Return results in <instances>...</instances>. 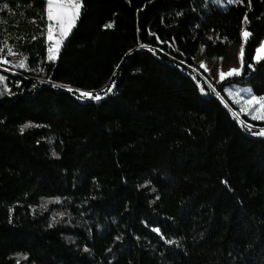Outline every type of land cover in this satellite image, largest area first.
Here are the masks:
<instances>
[{
	"label": "trees",
	"instance_id": "16d2710c",
	"mask_svg": "<svg viewBox=\"0 0 264 264\" xmlns=\"http://www.w3.org/2000/svg\"><path fill=\"white\" fill-rule=\"evenodd\" d=\"M47 23L46 0H0L3 55L30 69L0 97V264H264V137L199 91L195 63L211 34L247 29L242 74L213 84L264 95V0H83L53 62ZM113 82L101 102L52 86Z\"/></svg>",
	"mask_w": 264,
	"mask_h": 264
},
{
	"label": "snow or ice",
	"instance_id": "6c2138e0",
	"mask_svg": "<svg viewBox=\"0 0 264 264\" xmlns=\"http://www.w3.org/2000/svg\"><path fill=\"white\" fill-rule=\"evenodd\" d=\"M214 3L222 4L223 0H213ZM228 5L232 4H240L243 2V0H226ZM249 6L251 5V0H248ZM4 8H7L8 5L4 4ZM83 7V0H46V18H47V40L51 41V45L48 47V57L47 59L49 61H54L58 54L59 50L62 46L63 41L67 38V36L70 33L71 28L74 26L75 20L79 17L80 10ZM179 15V13H178ZM244 21H248L247 13H245ZM54 25L56 28V31L54 32ZM104 27L110 28L112 27V24H106ZM150 35H155L154 33H149ZM252 35V33L245 29L242 32V37L244 41L246 42L247 39ZM33 39H36V37H32ZM209 40L212 39V36L208 37ZM225 39H227L225 37ZM157 40L159 41V38L157 37ZM160 43H165L164 41H159ZM171 46V45H170ZM4 47H7V52L9 55H18V53L14 52L13 49L6 44ZM141 47H146L145 45H141ZM203 50V46H202ZM148 51L152 52L154 55L157 54V50L153 49L152 47L148 46ZM160 52H163L164 50L161 48L159 50ZM178 51V49H177ZM4 48L0 47V64L3 65H11L12 62L8 60L4 55ZM256 55L252 58L255 60V62L259 63L260 61L264 60V41L260 42V46L256 47L255 49ZM131 53V50H130ZM129 53V54H130ZM170 54V53H168ZM183 55V53H181ZM194 59V58H193ZM240 59H241V67L240 68H232L228 70L227 72L223 71L222 69L219 71V81L218 83H222L229 77L233 76H240L242 74L243 69V51L240 52ZM185 61L181 60L179 64H184ZM15 67L23 70H30L28 63L26 60H22L18 64L14 65ZM179 66V65H178ZM189 68H192L193 71H196L197 69L193 67V65H188ZM254 65L252 63L248 64V68H253ZM199 68L205 69V71H210L206 68L205 63L202 61L199 65ZM10 71L9 69H6ZM39 71H43L41 68ZM39 74V72L37 73ZM193 80H197L196 76L192 77ZM202 80L206 83V87L204 84H201L199 81H197V86L199 88V91L202 94H215L217 97H222V92H228L229 95H234L236 99V103L240 106V111L248 116L251 117L253 121H264V95L256 96L253 94V91L250 87L247 88H241L235 92L232 91V86H224L222 89L217 90V87L208 79V77L203 76L201 74ZM40 83H44L43 80L40 81ZM17 86H19V82H17ZM53 87H59L64 88L68 90L69 92H75L78 93V98L87 99L90 101H100L103 97L101 93H96L92 91H84L82 89H75L73 90L70 86L60 84L57 85L55 83L52 84ZM36 87V84H33V88ZM115 87V83L108 87L106 90H103V95H107L108 93L112 92V88ZM207 89H210L211 92H207ZM5 93L12 94L11 88H9L7 83V78L4 75H0V95H4ZM242 93H246L247 95H242ZM225 107H228L227 104H225ZM233 117L236 119H239L238 114L233 111L232 113ZM241 125H244L246 122L244 120L239 121ZM30 125H24L21 128V132L23 133L25 127H29ZM253 125H248V130L252 132V135H258V136H264V128H260L258 131H253ZM55 156L56 153H53ZM155 191V189H152ZM158 199V197H157ZM60 215H63L62 213ZM52 225L50 224L49 227ZM152 231L156 232L158 235H160L161 239H164L166 243L172 244L173 241L167 240L164 234L161 232L160 228L155 227L152 229ZM119 239V237H117ZM85 251H88L87 248H85Z\"/></svg>",
	"mask_w": 264,
	"mask_h": 264
},
{
	"label": "rangeland",
	"instance_id": "374dc122",
	"mask_svg": "<svg viewBox=\"0 0 264 264\" xmlns=\"http://www.w3.org/2000/svg\"><path fill=\"white\" fill-rule=\"evenodd\" d=\"M208 1H213V0H208ZM225 4H227V2H226V0H223L222 4H220V5L221 6H225ZM78 18L75 20L74 26L71 28L69 35L71 34L73 28L75 27V25H76V23L78 21ZM244 30L245 29H242V30L239 31V34H238L239 44H234L233 45L231 39L228 38V37H227V39H225V35L222 32L218 33L217 35L216 34H211L210 35V36H212L211 40L206 38V44H208V46H210V48H207L206 45H203V50L201 48L200 53H199L197 59L195 60V63L198 66L200 65V63L202 61L205 63L206 68L208 70H210V71H205V69H203V68H201V69L207 74L208 79L212 83H218V81H219V71L221 69L223 71L227 72L228 70H230L232 68H240L241 67L240 52H241V50L243 51L244 44H245V41H244V39L242 37V32ZM55 31H56V28H55V25H54V32ZM69 35L67 36V38L69 37ZM67 38L63 41L62 46L65 43V41L67 40ZM47 42H48V47H49L52 42L48 41V40H47ZM62 46H61V48H62ZM61 48H60V50H61ZM60 50H59V52H60ZM57 58H58V56H57ZM9 59L12 62L11 65L0 64V75H4L7 78L8 86H9L8 74L15 75L16 74L15 70H23V69H19V68L15 67L14 65L18 64L22 60H26V58L25 57H20V56H17V55H9ZM50 62H53V61H50ZM9 68H10V71L6 70V69H9ZM9 88H10V86H9ZM107 88L104 87V88H102V90L96 91V93H101L102 97H103L100 101H96V102H101L107 96L112 94L113 88H112V92L108 93L107 95H103V90H106ZM241 88H245V87L232 86V91L235 92V91H237V90H239ZM73 90H75V89H73ZM226 93H227L229 99L234 103V105L238 109V113L236 112L238 114V117H239L238 120L239 121L242 120V118L240 117L242 115V116H245L250 121V123H245L243 125L244 127H246L248 129V125H253L254 126L253 129H252L253 131H258L260 128H264V127L256 125L257 123L258 124H264V121H253L250 116L242 113L240 111L239 104L236 103V99L237 98L234 95H229L228 92H226ZM4 95H10V94L5 93ZM4 95H0V97H2ZM242 95H247V94L246 93H242ZM83 100H87V99H83ZM87 101H90V100H87ZM29 127H31V125ZM253 136L254 137H264V136H258V135H253ZM58 202H59L58 200H45L42 203V205L40 206V208L43 209V210L44 209L47 210L50 207V205L58 203ZM54 218L56 220H60L62 218V216L60 214H58ZM18 258H19V260H23L24 259L22 257H18Z\"/></svg>",
	"mask_w": 264,
	"mask_h": 264
},
{
	"label": "water",
	"instance_id": "95a60500",
	"mask_svg": "<svg viewBox=\"0 0 264 264\" xmlns=\"http://www.w3.org/2000/svg\"><path fill=\"white\" fill-rule=\"evenodd\" d=\"M107 88V87H106ZM102 90V89H101Z\"/></svg>",
	"mask_w": 264,
	"mask_h": 264
}]
</instances>
